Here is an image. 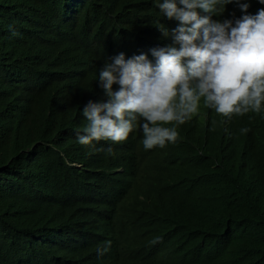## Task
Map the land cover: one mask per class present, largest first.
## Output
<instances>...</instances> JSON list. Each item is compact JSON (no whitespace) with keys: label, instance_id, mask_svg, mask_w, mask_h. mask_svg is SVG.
Instances as JSON below:
<instances>
[{"label":"trees","instance_id":"1","mask_svg":"<svg viewBox=\"0 0 264 264\" xmlns=\"http://www.w3.org/2000/svg\"><path fill=\"white\" fill-rule=\"evenodd\" d=\"M162 2L0 0V264H85L78 243L110 208L94 207L83 195L114 157L97 141L78 142V105L98 91V72L110 55L173 46L158 28L173 21L160 11ZM57 31L60 57H78L75 69L56 61L31 67L35 34ZM176 171L188 175L183 165ZM191 191L189 198L160 180L149 186L146 202L113 205L115 220L137 231L142 250L156 241L158 264H264V246L253 245H264V236L252 232L264 230V177L249 190L227 182L224 190ZM182 217L180 226L159 234Z\"/></svg>","mask_w":264,"mask_h":264},{"label":"clouds","instance_id":"2","mask_svg":"<svg viewBox=\"0 0 264 264\" xmlns=\"http://www.w3.org/2000/svg\"><path fill=\"white\" fill-rule=\"evenodd\" d=\"M259 3L264 0H179L181 6L163 0L158 7L173 21L158 28L165 38L171 36L173 46L117 52L102 64L98 91L78 105L83 133L78 142L97 141L114 157L83 195L94 207L110 208L78 243L85 264H158L156 241L142 250L137 231L117 224L113 205L130 209L135 201L146 202L149 186L156 188L160 180L176 183L190 198L191 188L201 194L232 182L249 190L264 177V8L255 13ZM61 33L35 34L31 67L56 61L75 69L78 57L74 62L60 57ZM178 165L188 175H179ZM184 219L162 225L159 234ZM252 232L264 236V230Z\"/></svg>","mask_w":264,"mask_h":264}]
</instances>
